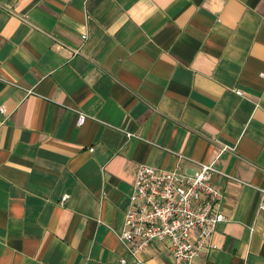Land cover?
<instances>
[{
	"label": "crops",
	"instance_id": "1",
	"mask_svg": "<svg viewBox=\"0 0 264 264\" xmlns=\"http://www.w3.org/2000/svg\"><path fill=\"white\" fill-rule=\"evenodd\" d=\"M0 106V264L130 260L136 170L179 153L232 176L197 264H264V0H0Z\"/></svg>",
	"mask_w": 264,
	"mask_h": 264
},
{
	"label": "built area",
	"instance_id": "2",
	"mask_svg": "<svg viewBox=\"0 0 264 264\" xmlns=\"http://www.w3.org/2000/svg\"><path fill=\"white\" fill-rule=\"evenodd\" d=\"M237 93L242 95L240 90ZM0 111H5L4 106H0ZM76 112L80 125L87 114ZM177 158L178 163L170 170L139 164L124 228L118 235L131 259L123 257L121 264L145 263V253L155 242L168 244L172 264H197L205 248H217L216 226L225 220V215L223 192L216 185L215 177L232 176L214 164L195 160L190 161L197 170L188 174L183 164L186 157L179 153ZM261 192L264 196V189ZM68 198L69 194H65L61 203ZM261 209L264 210V203Z\"/></svg>",
	"mask_w": 264,
	"mask_h": 264
}]
</instances>
